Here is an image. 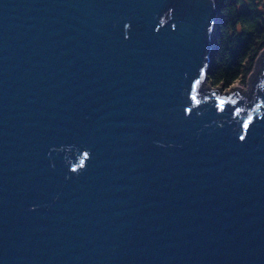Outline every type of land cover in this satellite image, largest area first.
Masks as SVG:
<instances>
[{
	"label": "water",
	"instance_id": "95a60500",
	"mask_svg": "<svg viewBox=\"0 0 264 264\" xmlns=\"http://www.w3.org/2000/svg\"><path fill=\"white\" fill-rule=\"evenodd\" d=\"M218 18L0 0V264H264V49L210 86Z\"/></svg>",
	"mask_w": 264,
	"mask_h": 264
},
{
	"label": "trees",
	"instance_id": "16d2710c",
	"mask_svg": "<svg viewBox=\"0 0 264 264\" xmlns=\"http://www.w3.org/2000/svg\"><path fill=\"white\" fill-rule=\"evenodd\" d=\"M219 18L207 83L230 89L245 83L264 49V1L218 0Z\"/></svg>",
	"mask_w": 264,
	"mask_h": 264
},
{
	"label": "rangeland",
	"instance_id": "374dc122",
	"mask_svg": "<svg viewBox=\"0 0 264 264\" xmlns=\"http://www.w3.org/2000/svg\"><path fill=\"white\" fill-rule=\"evenodd\" d=\"M256 68H257V66H255L254 70L252 71V73L250 74V76L248 77V79H247V81L245 83L238 82L234 86H232L230 89H227V90H233L235 87H241L242 90H247V88H248V86L250 84V81L253 79V77H254V75H255V73L257 71ZM220 89H223V88H220Z\"/></svg>",
	"mask_w": 264,
	"mask_h": 264
},
{
	"label": "snow or ice",
	"instance_id": "6c2138e0",
	"mask_svg": "<svg viewBox=\"0 0 264 264\" xmlns=\"http://www.w3.org/2000/svg\"><path fill=\"white\" fill-rule=\"evenodd\" d=\"M245 127H247V125H245ZM243 138V137H242Z\"/></svg>",
	"mask_w": 264,
	"mask_h": 264
}]
</instances>
